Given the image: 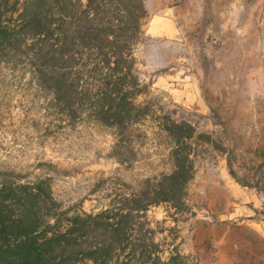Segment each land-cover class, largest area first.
<instances>
[{
    "label": "rangeland",
    "instance_id": "rangeland-1",
    "mask_svg": "<svg viewBox=\"0 0 264 264\" xmlns=\"http://www.w3.org/2000/svg\"><path fill=\"white\" fill-rule=\"evenodd\" d=\"M145 1L148 99L212 140L198 142L191 212L163 202L148 214L197 264H264V0ZM1 69L0 178L47 177L64 208L92 212L172 170L166 138L136 133L137 160L120 163L115 129L71 124L30 75Z\"/></svg>",
    "mask_w": 264,
    "mask_h": 264
},
{
    "label": "trees",
    "instance_id": "trees-1",
    "mask_svg": "<svg viewBox=\"0 0 264 264\" xmlns=\"http://www.w3.org/2000/svg\"><path fill=\"white\" fill-rule=\"evenodd\" d=\"M148 16L145 0H0V67L30 75L71 124L115 129L120 163L137 160L136 133H153L172 165L92 212L64 208L47 177L0 178V264H197L166 248L148 212L163 202L191 212L198 142L212 140L148 99L136 53Z\"/></svg>",
    "mask_w": 264,
    "mask_h": 264
},
{
    "label": "crops",
    "instance_id": "crops-1",
    "mask_svg": "<svg viewBox=\"0 0 264 264\" xmlns=\"http://www.w3.org/2000/svg\"><path fill=\"white\" fill-rule=\"evenodd\" d=\"M170 7V6H169Z\"/></svg>",
    "mask_w": 264,
    "mask_h": 264
}]
</instances>
